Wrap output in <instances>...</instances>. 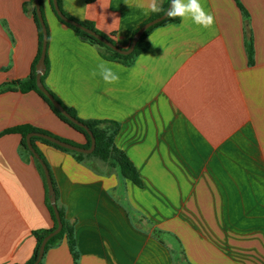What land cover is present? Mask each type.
Returning a JSON list of instances; mask_svg holds the SVG:
<instances>
[{
  "label": "crops",
  "instance_id": "obj_1",
  "mask_svg": "<svg viewBox=\"0 0 264 264\" xmlns=\"http://www.w3.org/2000/svg\"><path fill=\"white\" fill-rule=\"evenodd\" d=\"M29 0H0V87L31 74L39 49ZM165 0H162V3ZM201 0L214 16L155 28L130 65L104 59L43 0L44 85L82 120L120 124L115 138L142 186L94 156L36 142L74 227L78 264H264V0ZM126 3H131L128 7ZM66 13L128 49L153 14L134 0H62ZM174 25V27H170ZM252 37L250 61L247 40ZM95 49V51H93ZM109 61L120 79L94 71ZM29 125L83 146L36 92H0V264H25L34 231L54 224L47 187L21 136ZM42 264H75L64 238Z\"/></svg>",
  "mask_w": 264,
  "mask_h": 264
},
{
  "label": "trees",
  "instance_id": "obj_2",
  "mask_svg": "<svg viewBox=\"0 0 264 264\" xmlns=\"http://www.w3.org/2000/svg\"><path fill=\"white\" fill-rule=\"evenodd\" d=\"M58 1V5L60 10L62 11V13L68 17L69 19L75 20L77 22H79L80 24H82L83 26L91 29L92 31L96 32L97 34H100L101 36L105 37L106 39H108L110 42H112L113 44L116 45L115 41L113 40V35H107L102 33L101 31L97 30L95 25L92 22L89 21H80L74 17H72L71 15H69L68 13H66L63 9V5H62V0H57ZM238 3V6L240 7V9L244 12L245 16L248 17V13L245 10V8L243 7V5L240 3L239 0H236ZM169 2L170 0H165L162 3V10L158 13H153L150 18H148L144 23H142L133 33L131 41L134 37V35L137 33V31L144 26L146 23L160 17L161 15H163L169 6ZM28 3L30 4V6L32 7V15L34 17V21L36 23V26L38 28V35H39V49H38V53L37 56L35 58L34 64L32 66V70H31V74L28 78L24 79V80H19V81H13L10 83H6L4 86L0 87V92H4V91H21L23 93L26 92H30V91H34L36 93H38L50 106L51 110L54 112V114L63 122H65L66 124L70 125L72 128H74L75 130L81 132L82 134L85 135L87 142L85 145L83 146H79L76 145L68 140L59 138L55 135H53L52 133L42 130V129H38L29 125H25V126H19L16 128H12L9 129L7 131H5V133H15V134H19L21 136V144H22V148L27 151L30 155H32L31 151L29 150V148L27 147V136L30 133H43V134H47L53 137H56L62 141L71 143L75 146L81 147V148H86L89 149L91 147V137L89 136V134L86 132V130L73 123L72 121H70L65 115H63L61 112H59L53 105L52 103L49 101V99L38 89L37 87V80H36V66L40 60L41 57V53H42V47H43V30H42V26L40 23V20L38 18L37 15V11H36V6H35V0H29ZM50 3L52 5V8L54 10V13L56 14L57 18L66 26H68L69 28H71L77 36H79L80 38H82L84 41H87L88 43L92 44V45H96L98 46L99 50H100V54L101 56L109 61H116V62H120L122 64L125 65H130L134 62L135 58L139 55H141L147 48L148 46V36L149 34L157 27L160 26H165L168 24H172V23H178L180 21V18H169L167 17L166 19H164L162 22L150 27L143 35L142 37L139 39L138 43L135 46V49L132 53L128 54V55H123L120 54L114 50H112L110 47H108L107 45H105L104 43H102L101 41H99L98 39H96L95 37L89 35L88 33H86L85 31L64 22L56 13L54 5H53V0H50ZM40 4H41V9H42V13H43V0H40ZM43 17H44V13H43ZM45 20V17H44ZM46 23V22H45ZM247 49H248V54H249V58L250 61L253 62V56H254V47H253V39L252 37L248 38L247 40ZM45 63H46V72H47V67H48V59L46 57L45 59ZM46 77V73L45 75L42 77V81L44 82V79ZM49 90V89H48ZM49 92L61 103V105L66 109V111L72 116L74 117L76 120H78L79 122L85 124L89 130L92 132L93 136L95 137L96 140V146H95V150L93 151V153L91 154H83V153H78L66 148H63L59 145H56L52 142H50L49 140H46L44 138L41 137H36L33 136L31 137V143L34 147V149L36 150V152L39 154L40 158L44 161V163L46 164L45 158L42 155V153L38 150L36 142L39 141L41 143L56 147L62 151L68 152L73 154V156L79 160L82 161L84 160L85 157H90V156H94L96 158H99L105 162H108L110 165H112L113 167H117L120 170L121 175L127 179L132 181L134 184H136L137 186H142V180L138 174V171L136 169V167L134 166V164L132 163V161L130 160V158L122 151L120 150L116 143H115V138L116 135L118 134L119 130H120V124L116 121H112V120H82L81 118H79V116L77 115L76 111L73 108H69L67 106H65L57 97L56 95L49 90ZM36 164L38 166V169L40 170V172L42 173V176L46 182V178H45V173L44 170L41 166V164L39 163V161L37 159H35ZM47 165V164H46ZM53 181V180H52ZM53 186H54V190L56 193V197L58 196V190H57V186L56 184L53 182ZM46 187H47V182H46ZM48 189V188H47ZM46 201H47V205L48 208L50 210V213L52 215V219H53V226L51 228H47V229H42V230H37L34 231L33 234L36 238V246L34 249V252L32 254V257L30 258V260L28 262H26L25 264H33L35 262V260L38 258L39 255V250L41 247V244L43 242V239L50 234L51 232H53L57 227H58V222L53 210V207L50 203V195L47 191V196H46ZM59 209V213H60V217H61V221L63 224V227L61 229V231L53 236L52 238L49 239L46 247H45V254L48 252V250L50 248H52L53 246L57 245L58 243H60L64 238L68 239L69 242V247H70V251L72 253V256L74 258V263L78 264V254L76 251V242H75V237H74V227L72 224L68 223L65 219V215H64V211L62 208L58 207ZM44 258V257H43ZM42 264V262L40 263Z\"/></svg>",
  "mask_w": 264,
  "mask_h": 264
},
{
  "label": "water",
  "instance_id": "obj_3",
  "mask_svg": "<svg viewBox=\"0 0 264 264\" xmlns=\"http://www.w3.org/2000/svg\"><path fill=\"white\" fill-rule=\"evenodd\" d=\"M171 0L169 2V6H170ZM53 5L55 8V11L57 13V15L66 23H69L83 31H85L86 33H88L89 35L95 37L96 39H98L99 41H101L102 43H104L105 45H107L108 47H110L112 50L123 54V55H128L130 53H132L135 49L136 44L138 43L139 39L142 37V35L152 26L162 22L164 19H166L167 16V11L161 15L160 17L146 23L144 26H142L137 33L134 35L130 47L128 49H122L120 47H118L117 45L113 44L112 42H110L108 39H106L105 37L101 36L100 34H97L96 32L92 31L91 29L83 26L82 24H80L79 22L69 19L68 17H66L62 11L59 8L58 5V1L57 0H53ZM35 6H36V11H37V15L38 18L40 20L41 26H42V30H43V47H42V53H41V57L40 60L36 66V80H37V87L38 89L49 99V101L52 103V105L59 111L61 112L63 115H65L70 121H72L73 123L83 127L86 132L89 134V136L91 137V147L89 149L86 148H81L78 146H75L71 143L62 141L56 137L47 135V134H43V133H30L27 136V147L29 148V150L31 151V153L33 154V156L39 161V163L41 164L44 173H45V178H46V182H47V188H48V193L50 195V203L53 207L57 222H58V227L51 232L50 234H48L44 239L43 242L41 244L40 250H39V255L38 258L35 260V262L33 264H40L43 260L44 254H45V247L49 241L50 238H52L53 236L57 235L62 227V221H61V217H60V213H59V209H58V205H57V197H56V193L54 190V186H53V182H52V178L50 175V172L48 170L47 165L44 163V161L40 158L39 154L36 152V150L34 149L32 143H31V137L36 136V137H41L44 138L46 140H49L50 142L59 145L63 148L78 152V153H83V154H91L93 153V151L95 150V146H96V140L95 137L93 136L92 132L89 130V128L79 122L78 120H76L74 117H72L67 111L66 109L61 105V103L49 92V90L46 88V86L44 85L43 81H42V77L45 75L46 73V63H45V59H46V51H47V41H48V33H47V27H46V23L43 17V13H42V9H41V4H40V0H35ZM168 6V8H169ZM168 10V9H167Z\"/></svg>",
  "mask_w": 264,
  "mask_h": 264
},
{
  "label": "clouds",
  "instance_id": "obj_4",
  "mask_svg": "<svg viewBox=\"0 0 264 264\" xmlns=\"http://www.w3.org/2000/svg\"><path fill=\"white\" fill-rule=\"evenodd\" d=\"M134 3L136 7L146 9L145 15L149 12L158 13L162 10V0H134ZM126 4L128 7L132 6L131 3ZM166 14L172 19L180 18L182 22L191 20L192 23L204 29H210L214 25L213 14L205 10L201 0H171ZM170 27H174V25H170ZM120 67V65H113L109 61L101 60L97 65L98 72L94 71L92 75L98 74L106 84H115L119 81L120 76L113 69Z\"/></svg>",
  "mask_w": 264,
  "mask_h": 264
}]
</instances>
